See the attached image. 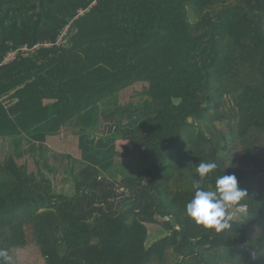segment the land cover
<instances>
[{
  "label": "trees",
  "instance_id": "1",
  "mask_svg": "<svg viewBox=\"0 0 264 264\" xmlns=\"http://www.w3.org/2000/svg\"><path fill=\"white\" fill-rule=\"evenodd\" d=\"M45 42L0 67V249L10 264H168L171 252L264 264V0H0V60ZM141 84L154 115L102 110ZM209 113L230 131L223 144L200 125ZM64 130L96 160L63 171L72 196L28 164L67 159L48 145ZM201 162L217 164L203 187L235 174L247 193L234 206L246 217L219 232L185 212ZM116 167L122 181L104 175ZM150 224L168 233L149 244Z\"/></svg>",
  "mask_w": 264,
  "mask_h": 264
},
{
  "label": "rangeland",
  "instance_id": "2",
  "mask_svg": "<svg viewBox=\"0 0 264 264\" xmlns=\"http://www.w3.org/2000/svg\"><path fill=\"white\" fill-rule=\"evenodd\" d=\"M189 15L191 17L192 22L195 21V19L192 17L193 12L192 8L189 7ZM137 85V89L134 88V92L136 95L131 98L129 96L122 97L123 99H119V101H115L113 103L108 104L107 106L102 107V110L107 112L111 110H117L120 109L123 112H129L133 114L141 115L142 119L145 117H149L155 114V109L150 105L149 97L147 92L145 95H142L143 90L146 89V85L141 84ZM92 115L89 114L87 118V122H93L91 121ZM213 119V116L211 113L207 114L204 121L200 122L201 127H203L206 134H208L210 137L213 135L216 136V140L219 144H223V139L219 136V132L227 133L229 130L226 126L220 124L219 122H213L211 121ZM213 124H212V123ZM102 124H107V121L103 120ZM104 126H101V129L99 133L97 132H90L87 131L85 133V139L87 140V144H91L92 139H95L97 135H102L104 133L103 130ZM193 130H190V133H192ZM230 132V131H229ZM195 133V131H193ZM80 135L75 134L72 132V130H64L60 135H58L56 138H54V144H50L48 142V145L52 147L51 151H54L58 154H63L64 157H67V159H63L60 161H56L55 159L48 157L45 161H40V164H36L35 161L30 157L28 160V164L30 167V170L32 172H38V170H42L47 174V177L52 181L53 183V192L57 195H65V196H72L75 195V189L74 186L71 184V177L70 174L63 173L64 170H68L69 168H72V163L79 164V166L83 162H89L92 165L96 164L95 157L87 156L84 152V146L80 147L79 143V137ZM39 140L43 141L45 143V138L39 137ZM84 143V142H83ZM179 148H175L174 151H172V154H167L164 156V158L168 159L166 163L169 165H173L175 162L174 160L179 155ZM9 154L3 153L0 156V160H4L7 158ZM87 157V158H85ZM24 162V161H22ZM72 162V163H71ZM136 165V166H135ZM131 167V166H129ZM137 168V173L140 169L144 168L143 165L140 164V162H134L133 165V171H135ZM72 175V174H71ZM104 175H107L108 178L113 180H123V172H121V169L119 168H113L111 171L105 172ZM229 214L231 215L232 219L230 221H238L243 220L248 211L246 208H236L234 206L230 207L228 209ZM149 227V238L148 243L151 244L153 242L158 241L160 238H162L165 234L168 233V231L163 228L162 225H148ZM168 264H176L178 261V258L171 252V255L169 254L168 257ZM258 261L262 262V257H258ZM198 259L195 256L188 257L186 259L182 260L181 264H196Z\"/></svg>",
  "mask_w": 264,
  "mask_h": 264
},
{
  "label": "clouds",
  "instance_id": "3",
  "mask_svg": "<svg viewBox=\"0 0 264 264\" xmlns=\"http://www.w3.org/2000/svg\"><path fill=\"white\" fill-rule=\"evenodd\" d=\"M217 168L215 162H201L197 171L200 181L193 184L194 195L185 205L186 215L197 225L221 231L230 227L232 219L228 209L239 204L247 196L238 186L235 174H223L215 180L214 190L203 187V178ZM11 257L6 249H0V264H10Z\"/></svg>",
  "mask_w": 264,
  "mask_h": 264
},
{
  "label": "built area",
  "instance_id": "4",
  "mask_svg": "<svg viewBox=\"0 0 264 264\" xmlns=\"http://www.w3.org/2000/svg\"><path fill=\"white\" fill-rule=\"evenodd\" d=\"M66 35H67V28H65V30L62 32V34L60 35L57 44L60 45L62 43H65L66 41ZM42 46L44 47H50L53 46L52 43L49 42H45V43H38L36 45H34L33 47H30L28 44L24 45L22 48L20 49H12L9 50L0 60V67L4 64L7 63H11L13 61H15L19 55H22L24 57H27L30 55V53L40 49Z\"/></svg>",
  "mask_w": 264,
  "mask_h": 264
},
{
  "label": "crops",
  "instance_id": "5",
  "mask_svg": "<svg viewBox=\"0 0 264 264\" xmlns=\"http://www.w3.org/2000/svg\"><path fill=\"white\" fill-rule=\"evenodd\" d=\"M166 235V234H165ZM183 260V259H182ZM182 260L178 258V261L176 264H181L182 263ZM196 264H199V262H197Z\"/></svg>",
  "mask_w": 264,
  "mask_h": 264
}]
</instances>
